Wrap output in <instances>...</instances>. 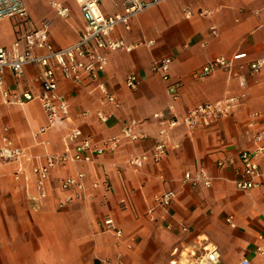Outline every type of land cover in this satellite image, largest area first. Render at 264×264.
<instances>
[{
  "label": "crops",
  "instance_id": "0c3cea01",
  "mask_svg": "<svg viewBox=\"0 0 264 264\" xmlns=\"http://www.w3.org/2000/svg\"><path fill=\"white\" fill-rule=\"evenodd\" d=\"M22 1L26 17L0 19V46L9 47L42 22L48 25L54 47L76 42L84 25L78 0H51L49 10L33 0ZM52 3L66 7L67 16L57 15ZM185 7L209 9L211 15L187 19ZM121 8L122 0H105L101 11L114 14ZM212 25L216 35L210 33ZM113 35L134 45L129 52L108 53L99 77L119 100L118 109L103 103L87 76L80 84L61 78L58 90L69 102L70 118L35 135L46 125L39 101L6 104L0 96V143L6 135L31 157L21 164L0 160V264H114L118 257L125 264H169L176 258L174 249L180 251L197 239L218 249L221 264H238L243 258L263 264L253 248L257 235L264 232V180L260 187L243 192L235 189L233 179L239 151L252 148L254 133L264 130V68L247 77L246 95L232 114L193 130L175 127L167 140L178 147H170L157 163L149 161L135 169L127 161L148 152L154 143L158 126L153 114L179 117L199 103H214L241 92L237 81L228 80L223 70L202 79L193 73L216 57L231 59L245 53L233 63L241 64L246 74L247 64L264 56V0H164L135 15L129 30L117 27ZM148 41L152 44L147 45ZM163 57L171 58L168 82L152 69ZM38 72L37 65H28L15 78L6 70L5 87L36 94ZM131 74L137 77L133 89L125 84ZM171 82L178 85L175 95L166 89ZM98 110L109 115L105 123L96 118ZM82 112H87L83 118ZM130 120L138 121L139 130L149 138L123 142L115 152L96 156L89 164L55 167L47 198L37 202L28 198L24 185L33 180L31 166L42 164L48 154L63 153L67 149L64 136L70 129L79 127L100 142L117 135ZM224 160L232 163L219 166ZM198 168L211 177L210 187L181 182L185 171ZM77 171L85 174V193L58 207L64 196L57 188L58 180ZM94 182L99 183L97 188H92ZM29 190L35 195L34 189ZM166 190L176 194L167 210L153 201L154 195ZM106 216L122 230L121 237L105 229ZM229 216L234 226L226 222Z\"/></svg>",
  "mask_w": 264,
  "mask_h": 264
},
{
  "label": "built area",
  "instance_id": "2783aa9c",
  "mask_svg": "<svg viewBox=\"0 0 264 264\" xmlns=\"http://www.w3.org/2000/svg\"><path fill=\"white\" fill-rule=\"evenodd\" d=\"M105 0H78L79 8L84 19L83 28L78 34L76 42L65 47H54L49 40L48 25L42 22L19 37H17L9 47L0 46V96L6 104H22L27 101L37 99L46 117V125L41 127L36 133L40 134L47 129L54 127L70 118V105L68 100L59 93V79H66L75 84H80L83 77L95 83L96 89L101 95L103 103L113 109L120 107L117 97L111 93L106 85L99 80L101 73L106 66L107 54L114 51H131L133 44H128L123 38L113 35L117 27L125 30L130 29L131 19L147 9L159 4L164 0H122V8L114 14H104L101 11L102 3ZM57 15L66 17L68 9L59 3H52ZM184 16L188 19L194 16L208 17L211 10L205 8L191 9L184 8ZM27 11L22 0H0V19L11 17H26ZM210 33L216 35L217 28L212 25ZM147 45L152 41L146 42ZM245 53H237L231 59L216 57L207 61L199 69L194 71L193 76L202 79L214 71L223 70L227 74V79H235L241 92L231 94L217 102L199 103L188 109L181 116L167 117L155 113L158 130L154 143L148 152H143L131 156L127 163L132 168H140L147 162L157 163L166 154L169 148L176 149L177 144L169 145L168 133L177 126H184L193 130L200 126H206L211 121L226 117L240 104L246 93L247 77L254 75L264 68V56L254 59L247 64L246 74L241 72L243 66L234 65V60L245 57ZM170 57H163L155 61L152 69L161 74L163 81L168 82ZM28 65H37L39 72L37 80L40 84V91L33 94L29 91L18 93L5 87L4 74L9 70L15 78H19L24 73V68ZM238 69H236V68ZM126 86L134 88L137 84V77L129 75L125 80ZM177 83L166 84V89L171 95H175ZM87 112L79 114L85 117ZM96 118L105 123L109 115L101 110L96 112ZM256 115H254L255 117ZM252 125V123L250 124ZM140 123L130 120L121 126L117 135L108 136L100 142H95L89 135L83 133L79 127H73L64 136L67 149L61 154H48L42 164L33 165L30 173L33 180L24 185V190L30 200L37 202L46 199L48 196V181L52 169L58 166H65L69 163L89 164L94 157L115 152L121 143H135L144 141L149 135L140 131ZM253 147L242 149L237 156L238 166L236 167L233 184L238 191H249L260 187L264 180V130L256 131L252 137ZM30 155L16 145L8 136H3L0 143V160L23 163L29 161ZM231 161H219V166H225ZM21 169L15 173V179L19 180ZM85 174L77 171L73 175L65 176L58 180L57 188L64 193L63 198L58 203V207H63L68 202L81 196L86 191L84 183ZM181 182L190 187H210L211 177L204 168L194 171H185ZM99 183H92V188H97ZM103 187L107 190L108 185L103 181ZM30 188L34 189L35 195L28 193ZM175 191L166 190L153 196L156 207L167 210L174 198ZM60 200V199H59ZM151 213V212H150ZM226 222L234 226L232 217L226 218ZM106 230H113L116 237H121L122 230L115 225L112 217L106 216L103 219ZM186 231L185 227L181 228ZM257 243L253 248V254L264 259V232L257 235ZM173 258L169 264H221L220 253L214 246H210L204 239H197L180 251L174 249ZM114 264H125L121 257H118ZM238 264H251L248 258L241 259ZM264 264V260H263Z\"/></svg>",
  "mask_w": 264,
  "mask_h": 264
},
{
  "label": "rangeland",
  "instance_id": "374dc122",
  "mask_svg": "<svg viewBox=\"0 0 264 264\" xmlns=\"http://www.w3.org/2000/svg\"><path fill=\"white\" fill-rule=\"evenodd\" d=\"M51 0H33L34 3H36L38 6H40L41 8H47V10H49V2ZM52 18V17H51ZM5 27V26H4ZM1 35H3V32H1Z\"/></svg>",
  "mask_w": 264,
  "mask_h": 264
}]
</instances>
